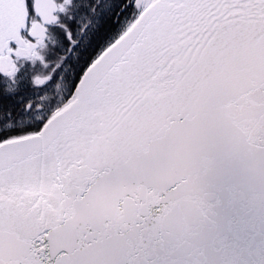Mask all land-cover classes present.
<instances>
[{
	"label": "snow or ice",
	"instance_id": "obj_1",
	"mask_svg": "<svg viewBox=\"0 0 264 264\" xmlns=\"http://www.w3.org/2000/svg\"><path fill=\"white\" fill-rule=\"evenodd\" d=\"M0 264H264V0H0Z\"/></svg>",
	"mask_w": 264,
	"mask_h": 264
}]
</instances>
